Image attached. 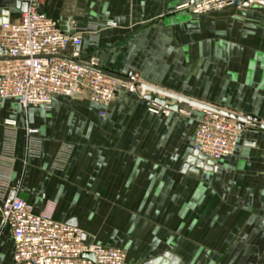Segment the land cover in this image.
<instances>
[{
	"label": "crops",
	"instance_id": "obj_1",
	"mask_svg": "<svg viewBox=\"0 0 264 264\" xmlns=\"http://www.w3.org/2000/svg\"><path fill=\"white\" fill-rule=\"evenodd\" d=\"M189 1L43 0L40 10L64 32L71 21L98 26L64 57L94 58L105 71L136 72L147 84L264 122V9L198 15L180 9ZM5 9L9 21L18 19L15 0H0V18ZM148 103L126 91L106 105L64 96L48 108L0 99V150L3 120L17 122L14 159L0 163L8 194L35 212L53 201L55 220L73 218L86 242L122 248L127 259L145 254L140 264L165 251L176 262L158 264H264V129L243 128L234 152L213 169L183 171L200 114L190 146L188 118L151 113ZM27 128L41 140L37 157L27 155ZM64 143L71 151L56 169ZM0 264H13L1 216Z\"/></svg>",
	"mask_w": 264,
	"mask_h": 264
},
{
	"label": "built area",
	"instance_id": "obj_2",
	"mask_svg": "<svg viewBox=\"0 0 264 264\" xmlns=\"http://www.w3.org/2000/svg\"><path fill=\"white\" fill-rule=\"evenodd\" d=\"M42 3L43 0H28L26 11L20 12L16 21L0 19V58H3L0 59V99L14 98L23 106L48 108L54 96H64L106 105L119 92L126 91L146 98L151 113L168 114L171 105H176V111L187 113L188 110L176 103L170 104L168 97L142 87L140 84L145 82L136 72L115 77L99 68L94 58L82 62L64 57L69 44L78 48L82 34L91 33L94 38L98 26H78L71 21L70 32H64L56 20L40 10ZM242 7L264 9V0H190L180 9L199 15ZM155 97L164 99L165 103H157L153 100ZM197 108L200 116L194 130L193 150L204 156V161L215 164L234 152L240 131L251 124L239 123L219 111ZM26 134L27 155L37 157L41 144L37 130L27 128ZM16 136V120L4 119L1 164L13 161ZM70 151L71 145L62 144L53 167L62 169ZM8 192L9 183L0 178V216L11 232L13 264H125L124 249L86 242L79 227L55 220L53 201L48 200L41 211L35 212L26 200L10 196Z\"/></svg>",
	"mask_w": 264,
	"mask_h": 264
},
{
	"label": "water",
	"instance_id": "obj_3",
	"mask_svg": "<svg viewBox=\"0 0 264 264\" xmlns=\"http://www.w3.org/2000/svg\"><path fill=\"white\" fill-rule=\"evenodd\" d=\"M27 4H28V0H15V7L18 8L20 10V12L26 11ZM6 14H7V9L3 10L2 15H4V16H2L0 19L5 21L6 20V17H5ZM0 59H3V58H0ZM105 72L108 73V74H111V75H113L115 77H118V76H116V74H112L111 72H108V71H105ZM140 85L142 87L150 90V91H153V92L159 94V95L174 99V100L179 101V102H184V103L189 104V105H193V106H197V107H201V108H206V109H212V110H215V111H219L221 113H224V114H226V115L238 120L239 123H247V124H251L252 126H254L256 128L264 129V123L260 122L258 120V118H256L255 116L243 117V116H241L239 114H236V113H233V112H229V111H226V110H222L220 108H216V107H214V106H212L210 104H207V103L195 100V99H191V98L182 96L180 94H176L174 92H170L168 90L159 88L157 86H153V85L146 84V83H141ZM153 100L156 101L159 104H164L165 103V100L162 99V98H159V97H155V98H153ZM169 107L172 110L176 109V105H171ZM241 125L242 124H239L240 127H241ZM204 159H205L204 156L197 154V152L195 150H193L186 157V160H185V162H184V164L182 166V170L184 171L186 169H189V170H193V171H198L199 168H205V169L209 170V169H213L215 167V165L212 164L211 161H204ZM66 224L75 226L76 222L72 218V219H69L68 221H66ZM84 256H91V255L84 254ZM163 260L164 261L165 260H170L171 263H174V262H176L177 258L174 257L171 252L165 251L163 254L148 260L147 263L158 264V263L162 262Z\"/></svg>",
	"mask_w": 264,
	"mask_h": 264
},
{
	"label": "rangeland",
	"instance_id": "obj_4",
	"mask_svg": "<svg viewBox=\"0 0 264 264\" xmlns=\"http://www.w3.org/2000/svg\"><path fill=\"white\" fill-rule=\"evenodd\" d=\"M258 10H260V9H258ZM192 99V98H191ZM174 100V99H173ZM199 101V100H198ZM175 102V101H174ZM202 102V101H201ZM206 103V102H205ZM175 104V103H174ZM208 104V103H207ZM210 105H212V104H210ZM184 106H186L185 107V109L186 110H188L187 111V113L185 114V113H182V112H179V111H177V112H179V113H181V114H183L184 116H186L187 118H188V120H189V126H190V132H189V139H190V146H191V135H192V132H193V123L195 124V113L197 114V113H199L200 114V109L199 108H197V107H194V106H191V105H189V104H186V105H184ZM230 111H232V112H234V113H236V114H239V115H241V116H244V117H248V116H254V115H251V114H249L248 112H246L244 109H233V110H230ZM258 120L260 121V122H263V121H261V119L260 118H258ZM264 123V122H263ZM248 128H256V127H254V126H252V125H248L247 126ZM256 129H259V128H256ZM207 179H210V178H206V180ZM139 238V239H138ZM141 238L138 236L137 237V242L140 240ZM139 243V242H138ZM205 245L206 246H211L212 245V238H206L205 239ZM136 249V248H135ZM143 256H145V254H143V253H138V252H132V253H129L128 254V259H127V261L125 262V264H133V263H135V264H140L141 263V261L144 259V257ZM162 262H164V260L162 261Z\"/></svg>",
	"mask_w": 264,
	"mask_h": 264
}]
</instances>
